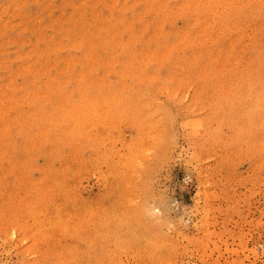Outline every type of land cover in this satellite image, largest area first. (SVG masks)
Returning a JSON list of instances; mask_svg holds the SVG:
<instances>
[{
	"label": "rangeland",
	"instance_id": "obj_1",
	"mask_svg": "<svg viewBox=\"0 0 264 264\" xmlns=\"http://www.w3.org/2000/svg\"><path fill=\"white\" fill-rule=\"evenodd\" d=\"M0 264H264V0H0Z\"/></svg>",
	"mask_w": 264,
	"mask_h": 264
}]
</instances>
